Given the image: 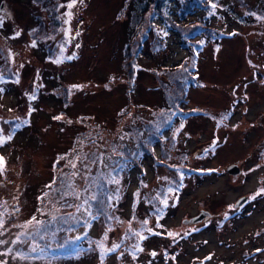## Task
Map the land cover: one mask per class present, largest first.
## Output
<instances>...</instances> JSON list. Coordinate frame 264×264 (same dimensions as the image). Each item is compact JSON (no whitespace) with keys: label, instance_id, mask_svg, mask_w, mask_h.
Masks as SVG:
<instances>
[{"label":"rangeland","instance_id":"374dc122","mask_svg":"<svg viewBox=\"0 0 264 264\" xmlns=\"http://www.w3.org/2000/svg\"><path fill=\"white\" fill-rule=\"evenodd\" d=\"M208 2L0 0V264H264V0Z\"/></svg>","mask_w":264,"mask_h":264},{"label":"trees","instance_id":"16d2710c","mask_svg":"<svg viewBox=\"0 0 264 264\" xmlns=\"http://www.w3.org/2000/svg\"><path fill=\"white\" fill-rule=\"evenodd\" d=\"M129 1H130V13H131V14H129L130 15L129 16V19H130L129 24H130L131 29H132L130 34L135 36L142 29V27L145 23L146 15H147L148 11L150 10V8L152 6H154L155 4H156V7H160L165 3L166 0H129ZM177 1H181V0H177ZM184 1L186 3L189 2V0H184ZM207 5L211 9V10L207 9V11H206V18L209 19L217 12V2H214V0H209ZM186 11L187 10H184V13ZM194 11H196V10H194ZM204 22H205L204 24H198L195 28H197L198 26H203L205 29V36L197 42H194V41L189 42V43L193 44V46H192L193 54H192V64H191V70L193 72L191 71L192 76L185 79L184 86H183L184 90L186 88H189L190 85L199 84V81H198L199 76L197 73V71H198V58L200 57V55H199L200 52L207 45V41H209V37H211L212 39H215L217 41L219 39H223L224 37H226L228 35V33L224 32V31H218L216 28L211 27L210 25H208L206 23V21H204ZM200 32H201V34L203 33L202 30ZM188 113H189V117H190V116L206 115L207 111L206 110H195L193 112H188ZM11 123H12L11 126H14L13 127L14 129L19 128V125L17 124V123H19V121L12 119ZM141 154H142L141 151H139V153H136L135 156L139 157ZM191 169L198 170L199 168L198 169L197 168H191ZM203 170H201V171H203Z\"/></svg>","mask_w":264,"mask_h":264},{"label":"flooded vegetation","instance_id":"af4514ba","mask_svg":"<svg viewBox=\"0 0 264 264\" xmlns=\"http://www.w3.org/2000/svg\"><path fill=\"white\" fill-rule=\"evenodd\" d=\"M2 184H1V182H0V187L2 188ZM0 198H2V196H0ZM18 203V202H17ZM0 206L2 207V208H5V205L4 204H0ZM17 209H19V211H20V207H16V210ZM185 237H187V235H185ZM183 239V238H182ZM109 251V250H108ZM50 251L48 250V248H44V249H38V250H35V251H33V255L35 256V257H40V256H47L48 255V253H49ZM103 252H107V251H105V250H102L101 251V253L100 254H98L99 256H101V258L99 259V260H97V264H107L108 263V259L110 258V257H113V256H118L119 254L118 253H121V252H118V251H116L115 252V254H111V255H106L105 253H103ZM166 253H167V251H165ZM143 253V251H140L139 252V254H142ZM71 255H75V254H71ZM71 255H69V254H59V256L60 257H64V258H70L71 257ZM150 256H153V254H150ZM177 256H178V254H175V255H172V259H174V260H176L177 259ZM195 260H197V259H195ZM195 260H194V262H195ZM193 262V260H192V264H195ZM197 263H200V262H197ZM196 263V264H197Z\"/></svg>","mask_w":264,"mask_h":264},{"label":"water","instance_id":"95a60500","mask_svg":"<svg viewBox=\"0 0 264 264\" xmlns=\"http://www.w3.org/2000/svg\"><path fill=\"white\" fill-rule=\"evenodd\" d=\"M227 171L230 172V173H233V174H238L240 173L241 171V168L239 166V164L237 163H234V164H231L228 168H227ZM4 184V182H2ZM248 198L247 197H242L240 198L237 202H236V206H241L243 204H245L247 202ZM205 212H202L201 214H199L198 216H195L193 217L192 219L190 220H185V222H197L199 220H202L204 217H205ZM209 258V257H208ZM206 258V259H208ZM201 263L205 262V260H201L200 261Z\"/></svg>","mask_w":264,"mask_h":264},{"label":"snow or ice","instance_id":"6c2138e0","mask_svg":"<svg viewBox=\"0 0 264 264\" xmlns=\"http://www.w3.org/2000/svg\"><path fill=\"white\" fill-rule=\"evenodd\" d=\"M0 142H2V141H0ZM61 159H63V157H61ZM0 170H2V169H0ZM262 192H264V189H261L259 192L256 193V195H260ZM252 199H255V196H253ZM2 223L3 222L0 221V225H2ZM170 235H171V233H170ZM115 247H118V246H114V248L113 249H110V251H114L115 250Z\"/></svg>","mask_w":264,"mask_h":264},{"label":"bare ground","instance_id":"6f19581e","mask_svg":"<svg viewBox=\"0 0 264 264\" xmlns=\"http://www.w3.org/2000/svg\"><path fill=\"white\" fill-rule=\"evenodd\" d=\"M191 170H193V169H190V170L188 169L187 172H189V171H191ZM193 171H197V170H193ZM197 172H198V171H197ZM181 173H184V172H181ZM198 175L200 176L201 174H198ZM201 176H203V175H201ZM178 178H180V172H179ZM184 184H185V182H184Z\"/></svg>","mask_w":264,"mask_h":264}]
</instances>
